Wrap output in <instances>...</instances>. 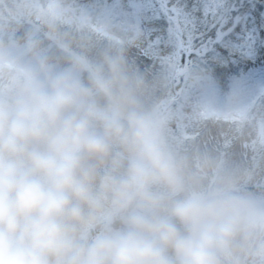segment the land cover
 Instances as JSON below:
<instances>
[{"label": "clouds", "instance_id": "obj_1", "mask_svg": "<svg viewBox=\"0 0 264 264\" xmlns=\"http://www.w3.org/2000/svg\"><path fill=\"white\" fill-rule=\"evenodd\" d=\"M60 2L0 3V264H264V192L173 135L121 47L74 51Z\"/></svg>", "mask_w": 264, "mask_h": 264}, {"label": "trees", "instance_id": "obj_2", "mask_svg": "<svg viewBox=\"0 0 264 264\" xmlns=\"http://www.w3.org/2000/svg\"><path fill=\"white\" fill-rule=\"evenodd\" d=\"M36 3L49 12L58 7L57 0H36ZM113 3L114 0H61L59 7L82 29L79 33L67 26L62 29L76 37L73 50L95 57L112 46L121 47L129 65L151 85L148 102L172 113L173 135L186 146H197L219 157L247 181L250 191L264 192V85L255 88L257 77L264 75V52H258L255 60L233 65L232 74L237 76L230 80L218 77L219 73L204 64L187 65V60H195V56L181 54L174 64L154 62L141 54L149 39L144 29L152 30L153 40L157 36L168 40L166 20L132 22L114 12ZM191 3L189 0V7ZM119 5L121 12L127 11V0H119ZM261 14H264V0H256L253 15L257 23ZM38 28L27 22L16 38L22 40L28 30ZM45 31L39 30L38 34L47 47L51 42ZM212 35V31L208 32L209 37ZM173 51L171 42L160 45L161 55H170ZM50 55L63 62L64 54L55 45L51 46ZM250 72L253 81L245 78ZM207 88L212 89L220 110L213 109L210 113L203 107L201 94ZM241 100L245 102L244 110L235 106Z\"/></svg>", "mask_w": 264, "mask_h": 264}, {"label": "snow or ice", "instance_id": "obj_3", "mask_svg": "<svg viewBox=\"0 0 264 264\" xmlns=\"http://www.w3.org/2000/svg\"><path fill=\"white\" fill-rule=\"evenodd\" d=\"M256 0H127V11L121 12L119 0H114L112 10L127 20L141 23L142 20L165 19L167 36L151 39L150 29H144L149 37L141 54L154 62L174 64L181 54L189 58V66L204 64L218 77L227 80L232 66L245 60H255L258 52H264V14L257 23L253 10ZM212 31L213 35L208 36ZM199 41V43H195ZM171 42L175 51L161 55V44ZM153 63L152 67H155ZM245 74L240 73L238 75ZM246 79L252 80V73ZM264 85V81L260 82Z\"/></svg>", "mask_w": 264, "mask_h": 264}, {"label": "rangeland", "instance_id": "obj_4", "mask_svg": "<svg viewBox=\"0 0 264 264\" xmlns=\"http://www.w3.org/2000/svg\"><path fill=\"white\" fill-rule=\"evenodd\" d=\"M264 81V75H260L256 79V85L255 88L262 86L260 82ZM176 82V81H175ZM201 97L203 99V107L207 112L212 113L213 109L220 110V106L217 104V99L214 97V94L212 92L211 88H207L202 94ZM243 100L239 101L235 104V106H239L240 109L244 110L245 102L242 103Z\"/></svg>", "mask_w": 264, "mask_h": 264}]
</instances>
